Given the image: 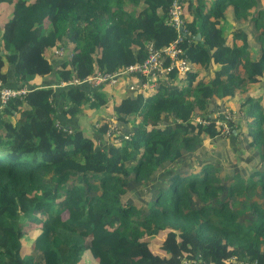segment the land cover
I'll return each mask as SVG.
<instances>
[{
    "label": "trees",
    "instance_id": "trees-1",
    "mask_svg": "<svg viewBox=\"0 0 264 264\" xmlns=\"http://www.w3.org/2000/svg\"><path fill=\"white\" fill-rule=\"evenodd\" d=\"M173 2L0 0V81L30 90L0 110V264H264V30L254 59L247 22L232 43L222 30L227 20L261 30L264 9L187 0L183 36L169 21ZM181 35L185 76L173 68L141 93L61 86L125 71L147 59L148 42L163 50ZM59 47L74 56L52 61ZM100 110L116 115L119 133L79 127ZM244 127L248 161L224 168L201 149L230 138L232 155Z\"/></svg>",
    "mask_w": 264,
    "mask_h": 264
},
{
    "label": "built area",
    "instance_id": "built-area-1",
    "mask_svg": "<svg viewBox=\"0 0 264 264\" xmlns=\"http://www.w3.org/2000/svg\"><path fill=\"white\" fill-rule=\"evenodd\" d=\"M187 0H174L172 7L169 11V21L171 25L183 36H187V30L185 26V8L184 4ZM182 35L179 36L176 42H173L167 48L160 50L156 48L154 43L148 42L146 44V50L148 52L147 59L141 63L134 66L128 67L125 71L115 73V74H106L100 71L95 72L94 75L84 79V80H74L71 82H62L61 86H72L79 87L81 85L87 84L91 88H101L102 86L108 87L116 86L119 83L121 77L127 76H136L139 75L144 77L146 80L141 82L140 80L133 81L132 87L130 90L132 92L141 93L143 91L151 90L157 86V82L160 80H166L167 74L173 69L177 68L181 76H185L190 70L191 66L185 58H182V50L178 47L179 43L182 41ZM52 56L58 60L71 59L74 54L68 51L66 47H59L52 49ZM169 60L170 66L166 67L165 62ZM28 87L20 88H10L3 84L0 81V108H4L11 100L14 99H24L28 92ZM229 119V117H228ZM197 122H202L206 124L207 122L201 121L200 119L196 120ZM107 136L111 137L115 133H119L118 121L115 116L112 120L107 119ZM217 124L223 128V135L226 136L229 134L230 125L223 121H217ZM118 142V141H117ZM190 264V263H185ZM240 264H258L257 262H246Z\"/></svg>",
    "mask_w": 264,
    "mask_h": 264
},
{
    "label": "rangeland",
    "instance_id": "rangeland-1",
    "mask_svg": "<svg viewBox=\"0 0 264 264\" xmlns=\"http://www.w3.org/2000/svg\"><path fill=\"white\" fill-rule=\"evenodd\" d=\"M263 26H264V24H263ZM263 28L261 30H258L259 35H261V33L263 32V30H264ZM222 30L225 32V27L223 28V25H222ZM256 35H257V32H256ZM254 36H255V32H252L251 37H254ZM255 89H256V87L253 86V88L250 89V91L254 92ZM106 90L111 94V88H107ZM123 94H125V93H123ZM239 98H240V96H238L236 99H232V101L230 99L229 102L226 103V107L229 108V109H234V106L236 104H238V102H239ZM221 101L226 102L225 100H221ZM92 112L94 113L95 111H90L89 114H93ZM226 112H227V109H226ZM101 113H102V111L100 110V112L97 113V115H101ZM115 116L116 115H113V113L111 112V116L109 117V119L112 120L113 118H115ZM215 116H217V113H216ZM104 122H105V120H104ZM84 123L86 124V127L89 126L88 129H87V135L92 137V136H94V134H96V136L98 138L102 137L101 135H98V133H96V130L94 131L93 129H91L90 126L93 124V122L91 123V120L89 118H87V121H85ZM101 125H102L101 124V120H99V122L95 125V128L100 126V127H98L97 131L98 132H102L104 134H107L106 132H104L105 128L102 129L103 127H101ZM247 131H249L247 128H245V127L241 128V130H240L241 136H240V139L234 144L235 147L233 149V154L232 155L230 154L229 149H228L229 144H230V138L225 139V141H222L221 143H219V144H217V145H215L213 147L207 146V144H205V143L208 142L207 141V142L204 143L203 148H201V149H205V152L207 153V156H209V154L210 155L211 154L212 155H220L218 157V164L221 167L224 166V168H226V165H230V168H233L235 163L238 162V160L240 158H244L245 157L244 160L246 159V161H248L249 158H251L252 155H254L256 153L254 150L250 149V147L248 145V138L246 137V132ZM91 132H92V134H91ZM93 132H94V134H93ZM102 142H104V144L106 146L111 144L110 141H108V142L107 141H102ZM210 158L214 159V157H210ZM209 160H211V159H209ZM244 160H243V162H244ZM223 172H225V171H222V170L220 171V173L224 175ZM36 231H38V230H31L25 235V238H24L23 242H24V245L26 247H31L33 245V241L35 240V238L37 236Z\"/></svg>",
    "mask_w": 264,
    "mask_h": 264
},
{
    "label": "crops",
    "instance_id": "crops-1",
    "mask_svg": "<svg viewBox=\"0 0 264 264\" xmlns=\"http://www.w3.org/2000/svg\"><path fill=\"white\" fill-rule=\"evenodd\" d=\"M260 1V3H261V6L263 7V9H264V0H259ZM250 20H247V21H244V20H241V21H230V20H227V21H225V22H223V28L225 27V34H226V38H227V40H228V42L229 43H232L233 42V36H232V34H233V32H235V31H240L241 30V28H240V24L242 23H246L247 22V24H246V26H247V28H248V30H249V37H248V41H249V43H250V48H249V56L252 58V59H254V58H256V57H258V56H260V51H261V48L260 47H258L255 43V41H256V39L258 38V36H259V33H258V30H256V28L253 26V24H251V23H248ZM263 22H264V20H263ZM264 24V23H263ZM252 32H255V36L254 37H251V35H252ZM256 32H257V35H256ZM236 43L239 45V46H241L242 45V41L241 40H237L236 41ZM47 55H48V57L49 58H51V60L52 61H58V59H56L54 56H52V50H50V51H48L47 52ZM201 72V79H204V81L205 82H209V81H211L212 79H213V72H214V70H210V71H203V70H201L200 71ZM50 79H45V80H42V81H40L39 82V80L37 81V86H39V87H47V85H46V82L48 83V81H49ZM135 80H138V79H130V81H128V80H126L125 79V77H121L120 79H119V84H117L116 86H108V87H105L106 89L107 88H111V92L112 91H115V92H117L118 90H119V88L120 87H122V86H124L125 84H128V88L129 89H127L126 90V92H132L131 90H130V86H131V84H133V81H135ZM51 81H53V80H51ZM124 93V92H123ZM133 93V92H132ZM123 95V94H122ZM122 95H120L119 94V98H121L122 97ZM238 96H236L234 99H236ZM117 99V98H116ZM240 99H241V97L239 98V101H240ZM57 100H59V97H57ZM231 101H232V99H231ZM230 101V102H231ZM2 108H0V110H1ZM102 111V113H101V115H97V113H99L100 111H95L93 114H89L88 116V118L91 120V123L93 122V124L90 126L91 127V129H93V126H95L98 122H99V120H101V124H102V121H103V119L105 120V122H107V119H109V117L111 116V110H101ZM86 121H87V119H85ZM85 120L84 119H79V120H77L78 122H77V124L79 125V127L81 128V129H83V130H85L86 132H87V129H88V127H86V124L84 123L85 122ZM98 127H100V126H98ZM98 127L97 128H94L93 130H97L98 129ZM102 127V126H101ZM91 134H92V132H91ZM93 134H94V132H93ZM94 136H96V134H94Z\"/></svg>",
    "mask_w": 264,
    "mask_h": 264
},
{
    "label": "water",
    "instance_id": "water-1",
    "mask_svg": "<svg viewBox=\"0 0 264 264\" xmlns=\"http://www.w3.org/2000/svg\"><path fill=\"white\" fill-rule=\"evenodd\" d=\"M200 38V35H198V39Z\"/></svg>",
    "mask_w": 264,
    "mask_h": 264
}]
</instances>
